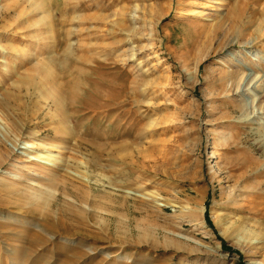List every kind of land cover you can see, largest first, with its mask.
Masks as SVG:
<instances>
[{
    "label": "rangeland",
    "instance_id": "1",
    "mask_svg": "<svg viewBox=\"0 0 264 264\" xmlns=\"http://www.w3.org/2000/svg\"><path fill=\"white\" fill-rule=\"evenodd\" d=\"M244 63L264 0H0V264H264Z\"/></svg>",
    "mask_w": 264,
    "mask_h": 264
},
{
    "label": "bare ground",
    "instance_id": "2",
    "mask_svg": "<svg viewBox=\"0 0 264 264\" xmlns=\"http://www.w3.org/2000/svg\"><path fill=\"white\" fill-rule=\"evenodd\" d=\"M131 38V37H130ZM240 43V42H239ZM230 44V43H229ZM229 44L227 45V47H229ZM232 44H234V42L232 43ZM246 67V69H249L248 70V72H247V76H249V77H251L252 78V80L254 81V83H253V86H254V84L257 82V81H259V79H260V77L258 78V74H256L255 73V70H254V68L253 67H251V66H249V65H246V63H244L243 64V67ZM256 66H257V64H256ZM238 74V70H235V71H233V72H229V73H227V77L229 78V80L231 79L232 80V82H231V84L233 85V83L235 82V80L236 79H234L235 77H236V75ZM246 78V77H245ZM248 79H250V78H248ZM241 81V80H240ZM248 81V80H247ZM263 82V81H262ZM257 84V83H256ZM263 84V83H262ZM252 87V86H251ZM255 87V86H254ZM256 87L258 88V90H260V94L262 93V95H260L259 96V99H258V102L260 103V104H264V86L262 85L260 88H259V84H257L256 85ZM236 89V88H235ZM237 89H239V91L241 92L242 91V89L240 90V86H238V88ZM248 92H250V91H248ZM247 105L249 104V103H246ZM247 108V107H246ZM255 108V107H254ZM261 108H263V107H261ZM257 110V109H256ZM256 113V112H255ZM259 114V113H258ZM23 134V133H22ZM32 134V133H31ZM24 135V134H23ZM24 137V136H23ZM28 137V136H27ZM33 139V138H32ZM1 140V139H0ZM17 141H20V138L18 139V137L15 139V144L17 145L18 144V148H21V149H24L25 151L27 150L28 152L27 153H23V154H25L28 158L27 159H24L23 161H25V162H30V163H35V162H39V163H46V164H51V163H49V162H47L46 161V159H49V158H51L52 156L51 155H49V154H45L46 152H48L49 151V147H47L48 145L47 144H43V147H44V150H45V148H47L48 149V151H44L43 149L41 150V152H38V148L39 147H37V146H39L38 145V143H36L35 141H33V140H28V141H25V142H23V144L24 145H20L21 144V142H19V143H17ZM40 145H42V144H40ZM51 147H54V146H51ZM40 150V149H39ZM42 151H44L45 153H43ZM9 152L11 153V154H16L17 155V151L15 150V148H12V150L10 151L9 150ZM31 152H33V153H31ZM20 154H22V153H20ZM2 156V155H1ZM8 157V156H7ZM57 158V157H56ZM61 161V160H60ZM21 162V161H20ZM22 163V162H21ZM27 163H25L24 165H27ZM0 164H2V163H0ZM20 164V163H19ZM30 167L31 166H33L32 164L31 165H29ZM1 167V166H0ZM24 169V168H23ZM2 169L0 168V171H1ZM31 170H33L34 171V168H31ZM7 172H9V171H4V173H7ZM11 173V172H10ZM39 174V173H38ZM37 174V175H38ZM14 175V174H13ZM50 176H52V175H50ZM66 177V176H65ZM49 178V177H48ZM62 180V179H61ZM60 180V181H61ZM46 181V180H45ZM62 182H64V180H62ZM32 184H35V183H32ZM48 185H50V184H48ZM53 185V184H52ZM66 185V184H65ZM43 185H41V187H42ZM45 186V185H44ZM75 187V186H74ZM83 187V186H82ZM46 188V187H45ZM51 188H52V186H51ZM49 189V188H48ZM55 189V188H54ZM79 191V190H78ZM75 196H77V195H75ZM79 198V197H78ZM71 207V206H70ZM28 212V211H27ZM40 234V233H39ZM37 235H38V233H37ZM39 236V235H38ZM41 237V236H40ZM7 247V246H6ZM6 249H9V247L8 248H6ZM16 252H17V249H14ZM13 259H14V256L12 257ZM15 260H16V257H15ZM13 261V260H12Z\"/></svg>",
    "mask_w": 264,
    "mask_h": 264
},
{
    "label": "trees",
    "instance_id": "3",
    "mask_svg": "<svg viewBox=\"0 0 264 264\" xmlns=\"http://www.w3.org/2000/svg\"><path fill=\"white\" fill-rule=\"evenodd\" d=\"M205 218H206V222L208 223V225H209L210 227H212L213 229L216 230V227H215V225H214V223H213V221H212V218H211V216H210V210H209V205H208V203H206ZM218 238H219V240L221 241V243H222V247H223L225 250H227V251H232V252L235 251V249H234L232 246L228 245L227 241H226L222 236L218 235ZM237 253L240 255V261H239V264H246L245 261L243 260V256H242V254H241L240 252H237Z\"/></svg>",
    "mask_w": 264,
    "mask_h": 264
}]
</instances>
